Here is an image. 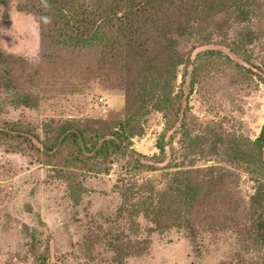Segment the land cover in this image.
I'll list each match as a JSON object with an SVG mask.
<instances>
[{
  "label": "rangeland",
  "instance_id": "374dc122",
  "mask_svg": "<svg viewBox=\"0 0 264 264\" xmlns=\"http://www.w3.org/2000/svg\"><path fill=\"white\" fill-rule=\"evenodd\" d=\"M8 1H0V51L26 64L0 67V264H42L45 258L46 264H230L241 258L264 264V246L250 249L255 221L264 218V202L254 200L264 189V159L254 144L264 126V19L255 40L239 51L228 22L210 39L196 30L180 40L184 58L195 62L201 53L208 65L195 62L185 77V67L177 71L186 128L177 124L166 135L165 160L150 161L160 156L157 142L166 128L163 114L150 110L142 119L144 135L129 141L128 155L112 157L108 173L80 169L72 192L49 164L46 148L65 126L95 136L122 131L126 120L138 117L144 99L131 72L135 65L123 62L120 52L49 51L45 26L25 12L27 1ZM183 13L176 23L197 28L198 16ZM45 31L54 33L49 25ZM195 68L196 76H188ZM203 130L209 140L191 147V163L182 160L177 150L184 151V132L200 136ZM179 172L201 184L192 211L195 236L166 228V218L152 222L154 212L146 211L150 197L157 200ZM128 189L141 205L136 217L132 206L119 209Z\"/></svg>",
  "mask_w": 264,
  "mask_h": 264
},
{
  "label": "trees",
  "instance_id": "16d2710c",
  "mask_svg": "<svg viewBox=\"0 0 264 264\" xmlns=\"http://www.w3.org/2000/svg\"><path fill=\"white\" fill-rule=\"evenodd\" d=\"M0 1L6 5L9 2ZM25 1L27 2L24 5L30 8L25 12L34 14L41 26H45H42V36L44 41L49 42V51L55 48L87 50L105 57L117 56L119 52L124 53L122 61L126 62L129 58L132 65H135L132 66L131 72L135 74V79L139 80L140 97L144 99L141 112H137L140 115L132 120H126L122 131L88 136V133L80 128L65 126L53 137L45 155L49 164L60 173L59 178L70 184L72 192L80 185L78 175L80 169L99 174L108 173L116 161L112 157L128 155L129 141L144 135L142 119L150 110L160 112L166 120V128L157 142L161 158L153 157L150 161L159 163V160L161 162L165 160L166 135L177 124L179 129L186 128L185 111L182 108L183 91L175 93L177 71L180 67H185L183 75L185 77L188 68L193 67L195 62L203 68L208 65L207 58L202 57L201 53L196 55L195 62L190 58H184L179 47L186 36L194 35L198 30V36L205 34V37L209 36L210 39L215 32L225 30L230 24L237 32L235 49L239 51L255 40L256 24L264 19V0H21L20 4ZM186 11H193L198 16L197 28L194 30L188 25L187 27L185 25V28L176 23L175 16ZM226 22L229 24L227 23L228 26L225 27ZM48 25L54 33L45 31ZM206 54L208 59H214V50H208ZM25 64L24 61L0 51V67L17 65L18 69L19 67L23 69ZM196 71L198 69H193L188 76H196ZM130 99V96H127V102ZM125 133L128 136H125ZM189 133L183 134L180 146L184 151L177 152L182 160L185 161L187 158L191 163L194 157L191 147L198 146L201 138L205 137L206 140L209 138L207 131L204 130L200 132V136L194 135L192 131ZM188 136L189 140L186 139ZM254 144L264 159V126ZM185 179V174L179 175L172 186L155 194L157 200L150 197L151 201L146 211L154 212L152 222L159 224L166 218L165 220L168 219L167 225L165 223L166 228L168 225L170 228H184L195 236L199 227L194 224L196 219H192V211L201 201L199 192L201 184ZM120 181L127 185L130 178H122ZM128 192L129 189L125 198L127 201L122 203L119 209L127 211L132 206L135 216L138 214L140 202L136 200L134 203L135 198L130 197ZM255 199L257 202H264V189L256 193ZM148 217L149 215L146 219H151ZM197 220L199 222L198 218ZM254 231V243H250L252 252L264 246V218L256 219ZM46 263L45 258L42 264ZM230 264H245V258Z\"/></svg>",
  "mask_w": 264,
  "mask_h": 264
}]
</instances>
